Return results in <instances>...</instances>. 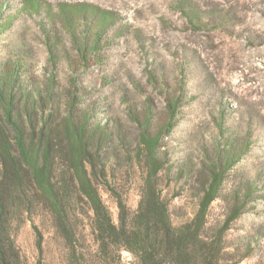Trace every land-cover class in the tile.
<instances>
[{
    "label": "rangeland",
    "instance_id": "374dc122",
    "mask_svg": "<svg viewBox=\"0 0 264 264\" xmlns=\"http://www.w3.org/2000/svg\"><path fill=\"white\" fill-rule=\"evenodd\" d=\"M85 29L101 35L98 57L90 56L87 66L72 42ZM15 56L40 91L55 70L63 106L76 79L90 124L113 135L104 149L109 181L131 213L144 177L142 164L128 162L140 124L150 111L149 129L156 133L168 118L167 100H179L175 125L159 149L165 165L158 188L172 225L193 218L208 166L231 150L238 161L209 207L204 236H218L241 208L213 264H264V0H0V66ZM98 190L116 222L114 199L103 185ZM33 221L42 235L41 257L29 221L12 229L27 264H67L50 219L37 215ZM72 222L76 245L94 253L87 219ZM111 263L138 261L122 251Z\"/></svg>",
    "mask_w": 264,
    "mask_h": 264
},
{
    "label": "trees",
    "instance_id": "16d2710c",
    "mask_svg": "<svg viewBox=\"0 0 264 264\" xmlns=\"http://www.w3.org/2000/svg\"><path fill=\"white\" fill-rule=\"evenodd\" d=\"M72 42L83 66L90 56L98 57L99 32L90 36L85 29ZM50 58L55 67L52 51ZM33 81L19 56L0 66V264H27L12 234L13 225L25 220L31 223L42 256V235L33 221L37 215L52 222L67 249V264H112L114 255L119 257L122 251L138 264H213L218 260L221 237L241 208L234 210L218 236L207 238L204 230L209 207L220 197L226 173L238 161L231 150L208 166L193 218L175 227L158 188V175L165 165L159 149L175 125L179 100H167L168 118L154 134L149 129V111L140 124L136 148L128 155V162L137 160L144 169L140 200L131 213L109 181L104 149L113 135L106 126L90 124L91 112L80 107L76 79H70L74 92L66 106L59 103L55 70L43 91ZM98 184L115 201L116 222L101 199ZM233 200L238 203V196ZM78 216L88 221L94 253L76 245L77 224L72 218Z\"/></svg>",
    "mask_w": 264,
    "mask_h": 264
}]
</instances>
